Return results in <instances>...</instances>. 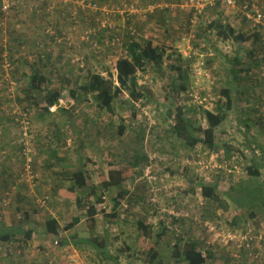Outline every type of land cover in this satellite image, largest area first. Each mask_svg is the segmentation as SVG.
<instances>
[{
  "label": "rangeland",
  "instance_id": "obj_1",
  "mask_svg": "<svg viewBox=\"0 0 264 264\" xmlns=\"http://www.w3.org/2000/svg\"><path fill=\"white\" fill-rule=\"evenodd\" d=\"M13 1L21 5L7 17L0 14V236L14 234L20 239L0 245V264H184L178 253L195 241L205 256L211 253L208 264L245 258L246 263L264 264V61L259 66L253 63L264 58V27L252 31L241 20V7L218 2L215 10L207 8L193 23L192 13L180 7L183 0H122L129 3L122 7L110 0H48L51 5L43 3L39 14L33 7L42 0ZM94 2L99 9L114 10L116 18H100L99 10H92ZM259 3L264 5V0ZM1 5L0 0V13ZM127 16H135V40L154 41L166 51L163 64L151 63L137 73L144 97L129 104L125 92L114 114L102 111L84 95L74 100L71 91L90 73L107 79L113 74L118 85L116 63L126 57L120 38L126 37ZM218 20L244 29L251 40L223 41L209 28ZM91 31V38L84 39ZM17 41L41 44V49L49 48L42 49L45 53L51 50L52 59L43 65L50 82L43 90H62L60 106L71 114L42 115L45 93L27 88L38 53H20ZM251 51L253 59L246 54ZM238 56L243 66L254 69L241 75L251 81L237 90L231 69L239 67L231 62ZM73 59L79 62L72 63ZM207 59L215 62L213 72L204 66ZM196 66L203 68L202 74ZM246 87L252 96L241 92ZM223 89H230L234 104L216 129L215 146L204 143L200 133L196 135L202 142L193 147L179 138L174 132L179 110L194 128L206 129L204 111L219 112L218 105L226 103ZM70 117L73 124L66 121ZM121 124L127 127L123 136ZM56 131L61 134L58 142ZM55 150L63 161L51 158ZM253 165L260 176L249 173ZM79 169L86 172L89 185L81 206L76 195H57ZM112 171L131 175L123 183L129 195L121 199L115 221L111 215L121 189L101 187ZM204 186L214 187L220 201L205 198ZM93 187L97 196L106 199L97 204V215L91 219L89 208L96 197L85 194ZM52 217L60 224L57 236L44 232ZM75 218L80 223L66 230ZM139 222L150 228L149 236L139 230ZM29 230H34L31 240H27ZM161 232L163 236L157 238ZM247 234L256 248L252 256L242 258L237 249H244L238 241ZM94 236L105 240L118 261L105 260L92 246L76 247L72 241ZM64 239L69 241L65 247L60 244ZM149 248L158 252L153 262Z\"/></svg>",
  "mask_w": 264,
  "mask_h": 264
},
{
  "label": "trees",
  "instance_id": "obj_2",
  "mask_svg": "<svg viewBox=\"0 0 264 264\" xmlns=\"http://www.w3.org/2000/svg\"><path fill=\"white\" fill-rule=\"evenodd\" d=\"M49 1L52 2V0H49ZM49 1L44 0L42 1V3H36L33 8L37 9V12L39 14V11L43 7L41 6L43 5V3L46 2L48 3L49 6L51 5V2ZM105 1L109 2V0H105ZM111 1L116 2V4L118 5L116 7H122L123 4L129 5V3L124 2L122 0H110V2ZM236 1L241 2V3L243 2V0H236ZM218 3H221V2H218ZM93 5L96 6L98 5V3L94 2ZM251 5H252V2L249 3L250 9H251ZM113 6H115V4H113L112 6L110 5L109 8L112 9ZM261 9L264 12V5L261 6ZM194 13L195 11H193L191 15L193 16ZM0 14L2 15V17L4 16L2 12V5H1ZM114 14H118V13H116L114 10L112 11L110 18H113V20L117 16ZM99 16H101L100 18L105 17L103 13H100ZM75 19L77 18H74L73 19L74 21L73 20L72 21L75 22L76 21ZM134 20H135V16L127 18L126 20L127 26L124 27L125 30H127V33H126V37L124 36V39L120 38L115 33H113L114 35L119 37L120 40H122V42L124 40L123 46L126 51V55H125L126 57L120 58L116 63V72H117L116 82L118 83V85H115V81L113 80V76H114L113 74H110V76L112 77H110V79H107L102 74L90 73L88 78L80 85L78 89H74L71 91V95L74 100H78L81 95H84L85 99H90L91 101H93L102 111H107L109 113L114 114L116 102L125 92H128L131 98L129 101V104L133 102L136 103L144 97L143 93L140 91L138 87L137 73L139 70L145 72L146 68L151 63L155 65L163 64L166 51L165 49L160 47L158 43L154 41L149 40L144 43H140L137 40H135L133 36L134 34L133 31H135V29L132 26L134 23ZM241 20H243L246 23V25L248 26L250 25V28L252 29V31L259 30L264 27V25L259 26L258 28L252 27V24H251L252 22L246 16H243V14H241ZM43 27L44 26L42 25L39 26L40 29H42ZM209 28L212 31H214L216 35L225 42L232 40L236 43L242 44V43L249 42L252 37V35H248L244 29L242 28L238 29L237 27H234L233 25L229 23L223 24V22H221L220 20L213 21L209 25ZM1 32H2V28L0 29V33ZM254 36H255V40L257 39L258 41L260 39L259 35H254ZM53 40H54V43L55 41L57 43L56 36L52 37V41ZM113 40H116V39H113ZM17 46L19 47L20 53H22L23 51H30V50H35L38 53V55L36 54L38 56V60L34 65H32L33 70L30 76L28 77L27 88L32 91H36L38 93H41V92L45 93L44 96L42 97L40 96L41 101H43L46 104L45 107H43L42 115H48V116L55 117V115L57 114L59 115L71 114L70 109H64L63 107L60 106V100L62 99V90L51 89V88H49L48 91L43 90V85L50 82L48 76L45 75V72L43 70V65L46 66L52 59V56L50 53L51 50L45 53L46 51H42V49L47 50L49 48L41 49V44H37L35 42L29 43L26 41H17ZM246 54H248L250 59H253L255 57L254 51L247 52ZM11 56H13V53ZM41 56H45L46 59H43L44 57L41 58ZM260 60L261 61L256 60L253 63L256 66H259V63L263 62L264 58ZM20 61L21 60H18V63ZM231 63L236 64V66L239 67V69H231V72L234 75V87L237 88L238 90V88L242 85V83L247 81L246 80L247 76L241 77V75H245V74L249 75L250 74L249 72H251L254 69V65L248 64L246 66L245 65L243 66V62L239 56L235 57ZM214 64L215 62L213 59H209V60L207 59L205 61L204 66L206 70L208 71V73L210 71L213 72ZM250 81L251 79L248 80L247 82H250ZM257 87H259V85ZM180 88L182 91H186V87L184 85H182ZM249 91H250V88L246 87L241 92L248 93L252 96L253 93H249ZM222 95H223V98L226 99V103L218 105L219 112L214 113L211 111H204L205 120L208 123V127L206 129H203L202 127L194 128L192 121L186 117L185 112L182 110H179V112L174 118L176 121L175 126H174V132L178 135V137L181 139H185L193 147V146H196L198 143L202 142V139L196 135V133H200L201 135L204 136L203 142L206 143L209 147H214L216 129L225 121L227 117V112H229L232 109L233 104H234L230 89H223ZM35 105L39 107L40 103H35ZM53 107H57V111L55 113L51 111ZM25 113H27V111H25ZM66 121L68 122V124H73L74 122L72 117L66 119ZM67 122H65L64 125ZM126 129H127L126 125L121 124L119 127V134L123 136L126 132ZM55 138L57 142L59 139H61L60 132H57V131L55 132ZM7 146L8 144H5V147ZM51 158L54 160L56 159V160L63 161L62 158L58 157V152L56 150L52 152ZM259 171L260 170L258 169L257 165H253L249 169V173L255 176H260ZM125 172L126 171H121V172L112 171L110 173L109 181H107L106 183L103 184V186H101L104 189V191L110 190L113 187H117L121 189V193L118 195L116 199H114L115 206L113 208V211H112L113 213L111 215V217L113 218V221L119 219L118 213H119V207L122 205L121 199L129 195V192L126 189H124L123 183L131 175ZM70 178H71L70 185L68 187H64L60 189L57 195H60L61 197H63V194L65 193L68 198H71L69 197L70 195H76L77 204L81 206L83 204L82 198H81L83 196V192L85 191V189H89L87 174L84 171V169H79L78 171L71 174ZM215 190L216 189L214 187L204 186L202 188V194L207 199H211L215 202H219L220 198L216 194ZM85 195H87V198L96 197L95 203L93 204V206L89 208V217L93 219L97 215L96 206L97 204H101V202H103L104 196L102 195L97 196L96 187L91 188L89 193ZM263 207H264V200H263ZM80 221L81 219L75 218L72 221V223L68 224L66 230H71L75 228L80 223ZM44 225H45L44 226L45 234H52L55 236L59 235L60 224L57 219L52 217L48 219ZM91 228H92V231H94L97 227L96 225H94L93 227L91 226ZM138 228L139 230L143 231L144 234L149 236L150 228L145 226L144 222H139ZM165 230L166 228H164L163 232H165ZM33 233H34V230H29L27 232V240H31ZM15 236L16 235L14 234H5L3 236H0V245L5 244L6 242L11 243V244L13 242H17V239H20V238L15 237ZM162 236H163V233L161 232L160 234H158L157 238H161ZM72 241L74 242V245L76 247H78L79 244H85V245L92 246L96 250L98 255L99 256L101 255L103 259L105 260L109 259L113 261H118V258H114L110 254L105 240H100L98 236H94V239H76L75 237H73ZM60 242H61L60 244L63 247L67 246L69 243V241H67L66 239L60 240ZM175 247L178 249L180 245L177 244ZM147 250H148L147 251L148 256L150 255L152 256L151 262H153L157 258L158 252H155L154 249H151V248ZM178 255L180 258L179 262L184 263V264H208V261L209 259H211V256H212L211 253H209L208 256H205V253L202 251V249H200V246L196 241L185 244V249L183 250V252L178 253Z\"/></svg>",
  "mask_w": 264,
  "mask_h": 264
},
{
  "label": "built area",
  "instance_id": "obj_3",
  "mask_svg": "<svg viewBox=\"0 0 264 264\" xmlns=\"http://www.w3.org/2000/svg\"><path fill=\"white\" fill-rule=\"evenodd\" d=\"M2 1V12L4 14L5 17H7V15L10 14L11 10L13 11L15 8H18V5H21V2H15L13 0H1ZM43 1V0H42ZM217 2H221L224 6L230 7V8H234L235 6H239L241 7V12L243 14V16H246L252 23V27L258 28L259 26H263L264 25V12L261 9V5L259 3V0H243V2H237L236 0H211V1H207V0H185L182 2V5L180 6L181 9H184L186 11H188L189 13H192L193 11H195V13L193 14V19L191 20V22H195V20L198 19V17L201 15H204L205 11L207 8L213 7L215 6V4ZM252 2L251 5V9L249 8V3ZM241 3V4H240ZM94 8L92 10L97 11V9L99 10V12H105L104 14V18H108L111 13L107 11V9H99L97 7V5H93ZM85 7H83L84 9ZM103 10V11H102ZM4 25V23L2 24V26ZM103 28H106V25L102 26ZM96 35V30L94 31ZM93 32V33H94ZM92 31L91 32H87L84 39L89 40L91 38V35H93ZM114 41H119L118 39L114 40ZM79 62V60H72V63H76ZM195 70L197 72H199L200 74L203 73V68L196 66ZM57 107H53L51 109V111H56ZM103 199H106L105 197ZM104 204V203H101ZM231 240H233L231 238ZM252 241V237L251 234H247L245 235L242 239H240L238 242L240 243V247L246 245L249 246L250 243Z\"/></svg>",
  "mask_w": 264,
  "mask_h": 264
},
{
  "label": "crops",
  "instance_id": "obj_4",
  "mask_svg": "<svg viewBox=\"0 0 264 264\" xmlns=\"http://www.w3.org/2000/svg\"><path fill=\"white\" fill-rule=\"evenodd\" d=\"M184 1V0H183ZM216 7V6H215ZM215 7H213V8H215ZM212 8V10H215V9H213ZM206 12V11H205ZM204 15H205V13H204ZM191 21V20H190ZM225 22H223V24H224ZM254 244L255 243H250V245L249 246H246V245H244V246H242V248L244 249V250H239V249H237L238 251H239V253L241 254V256H242V258H243V256H244V254L246 255V257H248V256H252V252H254V250H255V248L256 247H254ZM258 245H260L259 243H258ZM240 247V246H239ZM242 253H243V255H242ZM236 257H238V256H236ZM246 261H247V258H245L243 261H239V262H237V261H233V263H241V264H250V262H247L246 263ZM232 263V264H233ZM229 264H230V262H229Z\"/></svg>",
  "mask_w": 264,
  "mask_h": 264
}]
</instances>
